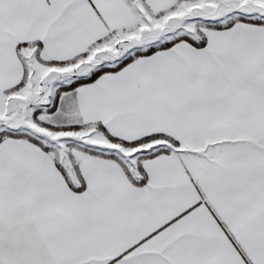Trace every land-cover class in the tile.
<instances>
[{
	"label": "snow or ice",
	"instance_id": "1",
	"mask_svg": "<svg viewBox=\"0 0 264 264\" xmlns=\"http://www.w3.org/2000/svg\"><path fill=\"white\" fill-rule=\"evenodd\" d=\"M0 264H264V0H0Z\"/></svg>",
	"mask_w": 264,
	"mask_h": 264
}]
</instances>
